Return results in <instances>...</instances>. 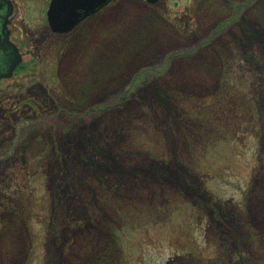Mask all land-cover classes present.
Wrapping results in <instances>:
<instances>
[{
  "label": "rangeland",
  "instance_id": "374dc122",
  "mask_svg": "<svg viewBox=\"0 0 264 264\" xmlns=\"http://www.w3.org/2000/svg\"><path fill=\"white\" fill-rule=\"evenodd\" d=\"M33 46L0 80V264H264V0H116Z\"/></svg>",
  "mask_w": 264,
  "mask_h": 264
},
{
  "label": "flooded vegetation",
  "instance_id": "af4514ba",
  "mask_svg": "<svg viewBox=\"0 0 264 264\" xmlns=\"http://www.w3.org/2000/svg\"><path fill=\"white\" fill-rule=\"evenodd\" d=\"M8 1L11 4V11L7 17L5 28L2 27V22H3V16L6 11V5L2 4L0 7V46L2 45L4 34L6 33L8 40L17 48L21 56V61L15 67L13 71V75L15 74L16 71L21 70L23 56L31 53L30 50L27 49L28 47L33 46L34 43L38 44V46L39 43L42 44L43 46H46L47 44L50 46V44H52L56 40H67L70 35H73L77 30L86 26L87 23L95 20L96 18H100L116 2V0H111L107 5L99 8L94 13L88 15L83 20H81L70 31L65 33H58V32H54L50 28L47 21V11L51 0H8ZM17 1H19L20 4ZM142 2L147 3L146 1H142ZM18 6H21V8L19 9ZM29 17L31 18L29 20L31 24L27 20ZM9 59L11 60V52L9 50L4 51L3 49L0 48V73L4 72V70L6 69L5 64L9 61ZM0 80H6V79H0ZM0 190L5 192L7 190V186L4 184H0ZM0 235H1V226H0Z\"/></svg>",
  "mask_w": 264,
  "mask_h": 264
},
{
  "label": "water",
  "instance_id": "95a60500",
  "mask_svg": "<svg viewBox=\"0 0 264 264\" xmlns=\"http://www.w3.org/2000/svg\"><path fill=\"white\" fill-rule=\"evenodd\" d=\"M111 0H51L48 11L47 21L54 32L65 33L73 29L81 20L94 13L99 8L107 5ZM148 3H155L158 0H143ZM6 5L3 16L2 27L5 28L7 17L11 11V4L8 0H0V7ZM4 51L11 52V60L5 64L6 69L0 73V78H9L15 66L21 61V56L17 48L8 40L4 34L2 45Z\"/></svg>",
  "mask_w": 264,
  "mask_h": 264
},
{
  "label": "trees",
  "instance_id": "16d2710c",
  "mask_svg": "<svg viewBox=\"0 0 264 264\" xmlns=\"http://www.w3.org/2000/svg\"><path fill=\"white\" fill-rule=\"evenodd\" d=\"M247 59V58H246ZM249 64H250V68L251 69H254L255 67L257 68V69H259V65L257 64L256 65V62H254V61H252V60H250L249 59V62H248ZM92 111V110H91ZM98 261V260H97Z\"/></svg>",
  "mask_w": 264,
  "mask_h": 264
}]
</instances>
